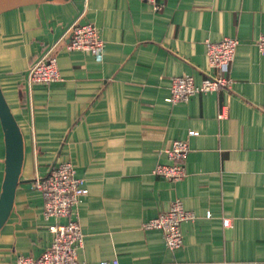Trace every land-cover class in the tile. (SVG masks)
Returning <instances> with one entry per match:
<instances>
[{
    "label": "crops",
    "instance_id": "obj_1",
    "mask_svg": "<svg viewBox=\"0 0 264 264\" xmlns=\"http://www.w3.org/2000/svg\"><path fill=\"white\" fill-rule=\"evenodd\" d=\"M156 3L158 10L141 0H52L0 12V89L23 139L0 264L49 248L53 219L44 218L34 181L61 162L87 188L76 206L78 261L264 264V53L255 46L264 0ZM75 20L95 25L101 58L66 48ZM223 38L238 42L229 86L166 102L173 77L199 83L217 73L206 46ZM54 44L60 79L28 88L29 66ZM173 140L189 146L186 175L176 182L153 173L168 163ZM4 159L0 122V193ZM175 200L195 219L181 225L183 244L171 251L143 224Z\"/></svg>",
    "mask_w": 264,
    "mask_h": 264
},
{
    "label": "built area",
    "instance_id": "obj_2",
    "mask_svg": "<svg viewBox=\"0 0 264 264\" xmlns=\"http://www.w3.org/2000/svg\"><path fill=\"white\" fill-rule=\"evenodd\" d=\"M155 9H159L156 0H141ZM71 34L66 46L68 50L84 51L97 58H101L104 42L99 37L98 30L92 23L73 21L68 30ZM237 40L223 38L217 42H208L206 46L207 63L210 68L217 70L212 76L203 78L199 83L189 75L176 76L171 79L169 96L165 99L171 104L186 102L198 92H213L219 88H226L230 79L226 77L229 65L234 59ZM255 46L260 53H264V34L255 40ZM56 44L47 48L28 68L25 83L28 88L33 84H49L60 79L54 49ZM219 114L218 118H223ZM193 130L187 132L188 137L194 136ZM189 150L187 140H173L165 150L167 164H158L153 173L167 181L176 182L186 175L185 159ZM34 187L42 196V214L46 220L53 219L48 225L52 241L47 250L39 257L17 256L15 264H86L77 259L76 252L82 245L83 234L77 220L76 206L79 198L87 193L84 180L75 176L70 162L54 164L47 174L37 176ZM209 216V214H207ZM59 219H65L60 223ZM195 215L184 209L180 200L173 201L168 210L158 214L143 224L144 229H155L162 233L167 248L174 251L183 244L181 225L193 221ZM223 226H228L229 220L224 219ZM110 264H125L113 259Z\"/></svg>",
    "mask_w": 264,
    "mask_h": 264
},
{
    "label": "water",
    "instance_id": "obj_3",
    "mask_svg": "<svg viewBox=\"0 0 264 264\" xmlns=\"http://www.w3.org/2000/svg\"><path fill=\"white\" fill-rule=\"evenodd\" d=\"M52 0H0V12L7 9ZM63 1V0H56ZM71 34H69V38ZM0 122L5 143V172L0 193V226L7 218L13 204L14 191L19 182L23 162V139L20 129L0 89Z\"/></svg>",
    "mask_w": 264,
    "mask_h": 264
}]
</instances>
